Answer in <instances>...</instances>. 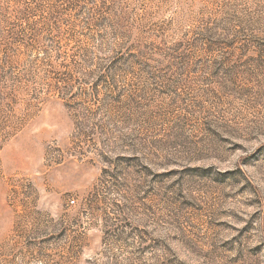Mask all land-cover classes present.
Masks as SVG:
<instances>
[{
    "label": "rangeland",
    "instance_id": "rangeland-1",
    "mask_svg": "<svg viewBox=\"0 0 264 264\" xmlns=\"http://www.w3.org/2000/svg\"><path fill=\"white\" fill-rule=\"evenodd\" d=\"M0 49V264H264V0H0Z\"/></svg>",
    "mask_w": 264,
    "mask_h": 264
},
{
    "label": "trees",
    "instance_id": "trees-1",
    "mask_svg": "<svg viewBox=\"0 0 264 264\" xmlns=\"http://www.w3.org/2000/svg\"><path fill=\"white\" fill-rule=\"evenodd\" d=\"M38 50H39V48H37L33 44H30V45H26L25 46V52L33 53L34 56H36ZM2 53H4V57H1ZM8 59H9V55L6 54V51H4L3 49L2 50L0 49V71L2 70V68H4L5 63H8ZM5 74H6V72H5Z\"/></svg>",
    "mask_w": 264,
    "mask_h": 264
}]
</instances>
